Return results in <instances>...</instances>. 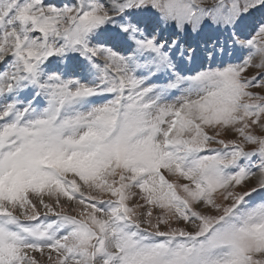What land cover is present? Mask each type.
Instances as JSON below:
<instances>
[{"label": "snow or ice", "instance_id": "1", "mask_svg": "<svg viewBox=\"0 0 264 264\" xmlns=\"http://www.w3.org/2000/svg\"><path fill=\"white\" fill-rule=\"evenodd\" d=\"M0 264H264V0H0Z\"/></svg>", "mask_w": 264, "mask_h": 264}]
</instances>
